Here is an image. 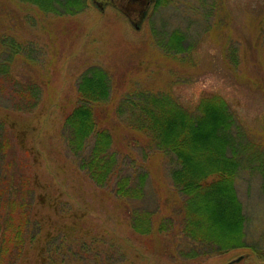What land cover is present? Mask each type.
I'll list each match as a JSON object with an SVG mask.
<instances>
[{"label": "rangeland", "instance_id": "374dc122", "mask_svg": "<svg viewBox=\"0 0 264 264\" xmlns=\"http://www.w3.org/2000/svg\"><path fill=\"white\" fill-rule=\"evenodd\" d=\"M37 1L0 0V60L15 51L18 76L41 84L31 110L0 106L34 190L33 237L16 264H264V0H152L136 27L109 0ZM91 67L109 75L99 108L114 133L115 173L145 175L130 201L152 210L147 232L131 228L129 208L66 148L63 117ZM135 89L166 92L186 107L204 94L226 99L247 244L207 256L176 251L169 218H178L183 195L169 178L174 155L128 126L135 116L124 98L138 99Z\"/></svg>", "mask_w": 264, "mask_h": 264}, {"label": "trees", "instance_id": "16d2710c", "mask_svg": "<svg viewBox=\"0 0 264 264\" xmlns=\"http://www.w3.org/2000/svg\"><path fill=\"white\" fill-rule=\"evenodd\" d=\"M67 2L68 7L81 4V0ZM14 52L0 60V97L12 106H0L29 111L38 102L41 84L18 76L11 65ZM108 76L101 67L86 68L80 74L76 101L63 117L64 141L93 183L108 185L129 208L131 228L147 232L153 225L152 210L130 201L142 194L145 175L115 173L114 133L99 108L109 97ZM133 94L138 99L124 98V105L135 116L128 126L174 155L169 178L183 195L178 218H169L177 227L170 238L181 239L176 251L187 257L207 256L247 244L245 215L235 189L240 161L226 99L217 93L204 94L186 107L166 92L135 89ZM120 106L114 107L116 112ZM33 193L29 167L14 145L11 130L0 121V264H16L33 237ZM161 225L164 223H158ZM59 260L63 263V254Z\"/></svg>", "mask_w": 264, "mask_h": 264}, {"label": "water", "instance_id": "95a60500", "mask_svg": "<svg viewBox=\"0 0 264 264\" xmlns=\"http://www.w3.org/2000/svg\"><path fill=\"white\" fill-rule=\"evenodd\" d=\"M99 5L105 0H95ZM113 3L120 11L126 14L134 26H137V23L141 19L146 7L152 0H109ZM229 264V263H227Z\"/></svg>", "mask_w": 264, "mask_h": 264}]
</instances>
